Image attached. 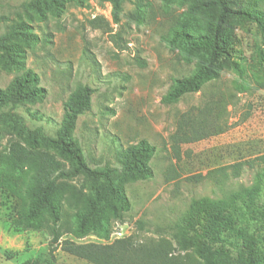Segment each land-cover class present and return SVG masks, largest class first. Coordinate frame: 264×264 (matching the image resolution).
Wrapping results in <instances>:
<instances>
[{
    "label": "rangeland",
    "instance_id": "374dc122",
    "mask_svg": "<svg viewBox=\"0 0 264 264\" xmlns=\"http://www.w3.org/2000/svg\"><path fill=\"white\" fill-rule=\"evenodd\" d=\"M234 1L264 11V0ZM44 2L0 0V89L30 70L37 81L29 88L44 90L0 108V264H96L55 247L56 233L61 244L105 247L130 239L135 247L167 251V264L215 259L192 245L181 249L190 233L180 227L193 199L227 197L263 172L264 35L250 21L228 19L222 38L230 55L211 63L205 52L172 37L175 30L203 33L214 22L215 9L196 0H122L117 15L111 0ZM200 63L213 70L201 86L163 103L174 81ZM83 84L93 89L90 108L77 118L70 140L92 167L114 170L130 207L106 208L76 239L94 183L82 173L59 180L57 221L43 211L33 227H25L26 188L41 168L55 174L73 167L48 140L59 136L64 102ZM141 139L155 148L147 162L152 176L130 179L119 153ZM258 196L264 203V185ZM259 237L264 264V227ZM157 254L151 263L133 250L121 257L128 264H159Z\"/></svg>",
    "mask_w": 264,
    "mask_h": 264
},
{
    "label": "trees",
    "instance_id": "16d2710c",
    "mask_svg": "<svg viewBox=\"0 0 264 264\" xmlns=\"http://www.w3.org/2000/svg\"><path fill=\"white\" fill-rule=\"evenodd\" d=\"M45 3L55 4L57 0H44ZM122 0H111L114 14L120 11ZM202 9H215L216 15L203 33H190L183 30L173 32V40L188 45L196 51L207 54L209 61L215 62L222 56H229L230 47L222 38L228 19H245L254 23L259 32L264 35V11L256 9L254 5L236 6L234 0H196ZM264 49V48H263ZM262 53V52H261ZM264 63V56L261 57ZM213 70L203 63L188 76L176 79L169 90L162 97L163 103H175L186 93L197 90L210 76ZM37 76L30 70L15 79L7 88L0 89V108L9 103L16 104L20 100L36 95L43 96V88H29L30 83H35ZM93 89L87 84L80 85L64 102L63 116L56 139H49L50 145L58 149L59 154L72 162L73 167L58 170L55 174L48 168H41V174L31 178L26 192L31 197L30 207L25 212V227H33L38 216L47 211L53 222L57 221V205L54 202L57 182L69 179L77 173H82L94 183L92 200L89 203V212L81 216L79 226L73 231L76 239L88 233V223L91 217L101 215L106 208L127 211L130 202L127 199L122 185L114 183L113 169L109 166L103 168L92 167L81 148L72 140L70 133L75 127L77 118L90 108ZM154 146L147 140L141 139L129 145L119 153V162L124 174L130 179H145L152 176L148 160L153 156ZM52 165V164H50ZM263 172L257 173L252 186H242L227 197L211 199L208 197L195 198L188 209L187 218L180 231L186 235L180 241L181 249L188 245L195 248L199 255L216 254L215 259L207 260L206 264H263L258 243L259 233L264 227V203L259 202V191L264 185ZM109 232L104 229V236ZM231 238V239H230ZM59 241V234H54L52 243ZM56 247V246H55ZM117 248L120 253L112 249ZM61 249L66 253L79 256L96 264H128L121 255L130 250L142 256L143 261L155 262L161 253L163 259L159 264H167L168 252L159 251L147 246H133L130 239L116 241L111 246L79 245L65 240ZM168 259V260H167ZM173 264H178L175 261ZM21 264H41L35 260H26Z\"/></svg>",
    "mask_w": 264,
    "mask_h": 264
},
{
    "label": "built area",
    "instance_id": "2783aa9c",
    "mask_svg": "<svg viewBox=\"0 0 264 264\" xmlns=\"http://www.w3.org/2000/svg\"><path fill=\"white\" fill-rule=\"evenodd\" d=\"M56 247H60L61 246V240H59L56 244H55Z\"/></svg>",
    "mask_w": 264,
    "mask_h": 264
}]
</instances>
